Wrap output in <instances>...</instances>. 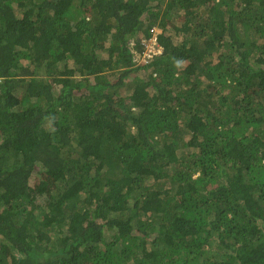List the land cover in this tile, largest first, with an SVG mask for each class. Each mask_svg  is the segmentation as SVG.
<instances>
[{"label":"trees","instance_id":"1","mask_svg":"<svg viewBox=\"0 0 264 264\" xmlns=\"http://www.w3.org/2000/svg\"><path fill=\"white\" fill-rule=\"evenodd\" d=\"M0 264H264V0H0Z\"/></svg>","mask_w":264,"mask_h":264},{"label":"rangeland","instance_id":"2","mask_svg":"<svg viewBox=\"0 0 264 264\" xmlns=\"http://www.w3.org/2000/svg\"><path fill=\"white\" fill-rule=\"evenodd\" d=\"M104 46H107V45H104ZM152 46H153V43H150L149 40L146 41V44L143 45V52L142 54H138V52H136L135 50H132L134 51V56H135V59L138 63H143V57L145 56V54L148 52V50L151 48L152 50ZM104 55H106V53H104ZM138 75H143L144 72L141 70V71H138L137 72Z\"/></svg>","mask_w":264,"mask_h":264},{"label":"built area","instance_id":"3","mask_svg":"<svg viewBox=\"0 0 264 264\" xmlns=\"http://www.w3.org/2000/svg\"><path fill=\"white\" fill-rule=\"evenodd\" d=\"M149 42L150 43H153V46H152V50L151 48L148 50V52L145 54V56L143 57V62L146 63L147 62V59L150 58L153 54H156V53H159L160 50L156 47L155 45V38H151L149 39ZM143 45L146 44V41H142L141 42Z\"/></svg>","mask_w":264,"mask_h":264},{"label":"clouds","instance_id":"4","mask_svg":"<svg viewBox=\"0 0 264 264\" xmlns=\"http://www.w3.org/2000/svg\"><path fill=\"white\" fill-rule=\"evenodd\" d=\"M153 37H154V36H152L151 38H153ZM151 38H150V39H151ZM147 40H149V39H141L140 44H142V43H141L142 41H147ZM142 45H143V44H142ZM158 49L160 50V48H158ZM159 53H161V50H160ZM156 54H157V53H156ZM153 55H154V54H153ZM153 55H152V56H153ZM152 56H151V57H152ZM151 57H150V58H151ZM150 58L147 59V62L149 61ZM147 62H146V63H147ZM146 63L143 62V64H146Z\"/></svg>","mask_w":264,"mask_h":264}]
</instances>
